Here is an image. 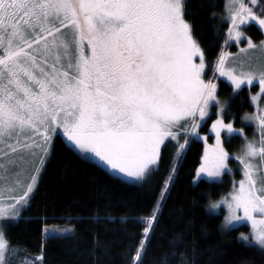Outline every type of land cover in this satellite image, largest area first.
<instances>
[{
  "label": "snow or ice",
  "instance_id": "snow-or-ice-1",
  "mask_svg": "<svg viewBox=\"0 0 264 264\" xmlns=\"http://www.w3.org/2000/svg\"><path fill=\"white\" fill-rule=\"evenodd\" d=\"M260 2L229 0L225 44L240 43L242 26L251 22L264 30ZM190 14L187 0H0V264H11L9 257L21 251L6 238L8 224L18 221L29 203L58 130L81 153L136 183L158 170L154 166L166 141H176L182 151L190 137L199 136L214 104L216 143L205 147L196 177L222 182L232 171L230 159L239 162L242 178L210 207L226 208L225 227L250 223L251 237L242 233L240 239L264 250V41L258 46L247 38L241 53L259 47L261 55L242 60L239 70L228 65L227 52L213 69V77H226L237 95L258 82L260 92L251 97L256 112L241 117L259 131V139L255 134L249 139L243 128L225 123L217 84L205 79V53ZM221 130L243 138L235 157L225 149ZM25 154L39 162L27 174ZM172 181L170 175L160 200ZM158 204L142 218L144 236L132 264H142ZM67 231L47 222L42 228L47 238ZM43 261L41 249L21 264Z\"/></svg>",
  "mask_w": 264,
  "mask_h": 264
},
{
  "label": "trees",
  "instance_id": "trees-1",
  "mask_svg": "<svg viewBox=\"0 0 264 264\" xmlns=\"http://www.w3.org/2000/svg\"><path fill=\"white\" fill-rule=\"evenodd\" d=\"M228 2L187 0L191 13L187 19L205 53L206 80L221 53L233 48L232 40L225 44ZM261 6L264 7V0ZM242 29L245 38L250 37L255 43L263 38L255 24ZM216 83L218 95L227 104L225 122L233 117L234 128H243L250 139L255 125L241 121L253 109L247 88L230 96L231 87L224 80L217 79ZM256 90L257 86H253L252 91ZM209 126L207 120L201 131L207 132ZM211 139L208 135L210 142ZM179 142L183 144V138ZM229 142L242 146L243 138L232 136L225 142L228 148ZM202 151L203 144L193 137L182 151L176 141H166L161 146L158 165L154 166L158 170L145 180L132 183L110 174L97 162L84 159L56 134L29 203L21 218L8 224L6 238L12 247L21 250L9 257L11 264L41 255V249L43 264H132L144 236L146 225L142 218L152 213L157 201L160 213L145 241L142 264H183L181 254L189 264H264V250L238 238L245 227L224 230L222 215L208 210V202L228 190L227 174L223 182H194ZM170 175L173 181L160 200ZM45 222L49 228L70 231L47 238L42 232Z\"/></svg>",
  "mask_w": 264,
  "mask_h": 264
},
{
  "label": "rangeland",
  "instance_id": "rangeland-1",
  "mask_svg": "<svg viewBox=\"0 0 264 264\" xmlns=\"http://www.w3.org/2000/svg\"><path fill=\"white\" fill-rule=\"evenodd\" d=\"M261 7H262V6H261ZM249 24H255V22H251V23H249ZM249 24H248V25H249ZM255 25H256V24H255ZM256 26L259 28L258 25H256ZM243 27H245V26H242V28H243ZM259 29H260V28H259ZM242 30H243V29H242ZM260 30H261V29H260ZM261 31H262V34H263V36H264V30H261ZM260 41H264V37H263L262 40H260ZM260 41H258L257 43H255L254 41H253V42L259 46ZM232 45H233V48L227 52V53L230 54L229 61H228V65H229V66H233V67H237L238 70H239V67H240V62H241L242 60H245L247 57H253V58H256V57H259V56L261 55V49H260L259 47H257L255 50L248 49L246 52L241 53V51H240L241 48H245V49H247V38H245V37H242L240 43H237V42H235L234 40H232ZM247 67H248L247 64H245V66H244V70H247ZM205 72H206V67H205ZM215 76L218 77V78H214V80H213L214 83L217 82V79L224 80V81H225V82L231 87L230 96H233L234 94H236V93L234 92L232 86H231V82L228 81L226 77H219V73H216ZM205 79H206V78H205ZM210 79H213V74L211 75ZM216 84H217V83H216ZM253 86H257V90H256L255 92L252 91V87H253ZM243 87H246L247 90H248L249 97H250V102H251V105H252V107H253V109H252V113H254V112H256V104H254V103L251 101V97L257 95V94L260 92L259 84H258V82H254V84H253L252 86H247V85H245V86H243ZM216 98L221 102V104L224 105V108H225V111H226L227 104H226V102L224 101L225 99L218 95V86H217ZM213 103H214V102H213ZM260 107H261L262 109H264V102H261V103H260ZM218 108H219V106L214 104V106L210 109V116H211V118H210V119H206L205 121L201 122V126H200V128L198 129V131H199V136H198V137L192 136L194 139L200 141V142L203 144L202 156L204 155V150H205V147H206V146H212V145H215V143H216L215 133L212 132V130H211V125H212V122L217 118L216 113H217V111H218ZM207 120H210V126H209L207 132H205V131H201V128L204 126V124H205V122H206ZM225 123H226V122H225ZM248 123H249L250 125H251V123H252L253 125H255L254 122H247V124H248ZM252 127H253V128H252V130H251V137H250V139L253 138V134H255L256 139H259V131H258V129L256 128V126H255V127L252 126ZM57 134H60V135L62 136V138L64 139L65 143H66L68 146H70L75 152H77L81 157H83L84 159L89 160V161L97 162V163L100 164V165H101L106 171H108L110 174H112V175H114V176H116V177H118V178H120V179H122V180H125V179L123 178V175H122V174H117V173L113 172L110 168H108L107 166H105L104 164H102V163L98 160V158H95V157L93 156V154H90V153H81L78 149H76V148H75L70 142L67 141L66 137L63 135L62 129H61V130H58ZM208 135H211V136H212L211 142L208 140ZM232 136H239V137H241L239 134H231V135H230V134L227 133L226 130H221V139H222V141L224 142V147H225V149L229 152L230 157H235L237 154H239V151H240V149H241L242 146H239V144H237V142H234V143L229 142L228 144H229V147H230V148H228V147L226 146L225 142L230 141V138H231ZM205 137H206V139H205ZM53 138H54V137H53ZM53 138H52V139H53ZM39 142H40V141L37 140V143H39ZM37 152H38V150H37ZM38 154H39V152H38ZM25 155H26L27 162L25 163V162L22 161L21 163H22V166H24L25 169H26V173H25V174H27V170H30L31 168L37 166L39 162H38V160H34L33 158L28 157L27 154H25ZM48 155H49V153H48L47 156L45 157V163H46V161H47V159H48ZM202 156H201V158H202ZM45 163H44V164H45ZM200 163H201V160H200ZM199 165H200V164H199ZM199 165H198L197 169L199 168ZM43 167H44V165L41 166V171H40V173L42 172ZM229 167L232 169V171H231L230 173L227 174V181H226V182H227V184H228V190H227L225 193H227V192L231 189L232 184H233V181H237V182H238V181L242 178L241 166H240L239 162H238L236 159H234V158L230 159V161H229ZM197 169H196V171H197ZM196 171H195L194 182H197V181L200 180V179H205V180H208V181H214V182H220V181H218V180H209L207 177H203V176L200 177V178H197V177H196ZM40 173H39V176H40ZM236 174H238L240 177H239V178H236V177H235ZM223 179H224V176L222 177V182H223ZM125 181H127V182H132V181H128V180H125ZM132 183H133V182H132ZM136 183H138V182H136ZM35 187H36V186H35ZM225 193H224V194H225ZM219 199H220V197H219L218 199H216V200H210V201L208 202V210H209L211 213H213V214H219V213H220V214L222 215V228H223L224 230H229V229L236 228V227H237V228H244V227H245V228H246L245 230L242 229V230L239 231L238 238L240 239L242 233H243L244 235H248V236L251 237V234H252V232H253V229H252L251 224L248 223V222H244V223H241V224H237V225H233V226H228V227H225V226H224V217H225V215H227V210H226V208H224L223 205H221V207H220L219 209H212V208L210 207V203H211V202H213V201H217V200H219ZM240 240H242V239H240ZM242 241L245 242V243H247V244H252V245H255V246L259 247V246L255 243V241H252V243H249V242L244 241V240H242Z\"/></svg>",
  "mask_w": 264,
  "mask_h": 264
},
{
  "label": "flooded vegetation",
  "instance_id": "flooded-vegetation-1",
  "mask_svg": "<svg viewBox=\"0 0 264 264\" xmlns=\"http://www.w3.org/2000/svg\"><path fill=\"white\" fill-rule=\"evenodd\" d=\"M232 124H233V117H232V119H231V121H230ZM229 123V122H228Z\"/></svg>",
  "mask_w": 264,
  "mask_h": 264
}]
</instances>
